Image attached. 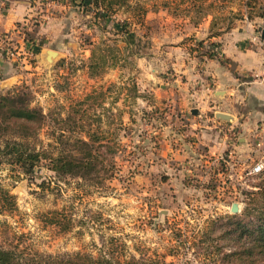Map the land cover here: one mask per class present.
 <instances>
[{
	"label": "rangeland",
	"instance_id": "1",
	"mask_svg": "<svg viewBox=\"0 0 264 264\" xmlns=\"http://www.w3.org/2000/svg\"><path fill=\"white\" fill-rule=\"evenodd\" d=\"M239 4L76 0L64 55L0 96L23 92L46 116L30 148L93 165L58 175L45 159L28 174L0 163V249L25 264H243L241 241L264 218V133L225 130L218 157L193 145L197 112L179 107L172 68L178 45L202 57L174 34L207 16L214 33L231 28ZM163 141L185 156L161 157Z\"/></svg>",
	"mask_w": 264,
	"mask_h": 264
},
{
	"label": "crops",
	"instance_id": "2",
	"mask_svg": "<svg viewBox=\"0 0 264 264\" xmlns=\"http://www.w3.org/2000/svg\"><path fill=\"white\" fill-rule=\"evenodd\" d=\"M36 1L0 0V90L27 78L40 66L45 68L41 57L46 50H54L60 57L64 55L61 49L74 29L68 17L80 10L76 0H43L45 4L40 8ZM236 1L241 7L239 10L230 7V10L241 12V16L234 19L230 29L214 33L212 17L207 16L202 24L173 35L176 45L186 37L212 44L206 46L214 52L211 59L186 58L182 46L178 45L172 68L177 76L174 81L178 87L179 107L185 114L197 112L199 118L194 117L192 125L194 128L200 126V132L189 130L192 143L206 148V153L214 157L221 156L228 147L225 134H222L225 130L248 129L264 133V16L248 20L244 0ZM31 18H38L40 25L25 26L27 34L23 40L19 26L26 19L32 23ZM29 36L34 51L27 62L21 50ZM7 46L16 49L21 57L10 58L5 50ZM217 113L229 115L231 119L220 120L216 118ZM176 150L169 149L167 141H163L160 156L169 152L175 157L185 156Z\"/></svg>",
	"mask_w": 264,
	"mask_h": 264
},
{
	"label": "trees",
	"instance_id": "3",
	"mask_svg": "<svg viewBox=\"0 0 264 264\" xmlns=\"http://www.w3.org/2000/svg\"><path fill=\"white\" fill-rule=\"evenodd\" d=\"M259 0H246L243 5L246 7V18L252 19L257 15L255 12L256 4ZM84 3V0H82ZM40 25L38 18L32 22V28ZM230 29V27L228 28ZM225 29V30H228ZM34 46L33 41L28 40ZM188 45V51L197 52L202 57L211 59L214 53L206 46L211 47L212 44L207 41H195L192 37L185 39ZM32 46V50L34 51ZM180 46H183L182 44ZM32 63V61H31ZM46 116L38 109L31 108L27 95L23 92L10 93L0 96V163L6 161L12 166L19 169L21 173L28 174L32 170L41 165L42 159L48 161L47 166L51 171L58 175L62 174H85L86 170L92 167L93 162L91 159L74 160L65 157H47L46 152L43 150H35L28 146L29 138H32L42 128ZM83 176V175H82ZM264 195V192H262ZM257 194V193H256ZM258 195H260L258 193ZM261 213H259V216ZM253 224L256 234L251 239L241 241V252L237 254L236 261L243 264L255 263L258 258L264 255V218H259ZM245 228V227H243ZM231 257L228 255L227 258ZM0 264H25L15 260L12 253L0 249Z\"/></svg>",
	"mask_w": 264,
	"mask_h": 264
},
{
	"label": "built area",
	"instance_id": "4",
	"mask_svg": "<svg viewBox=\"0 0 264 264\" xmlns=\"http://www.w3.org/2000/svg\"><path fill=\"white\" fill-rule=\"evenodd\" d=\"M246 1V0H244ZM37 6H39V8L41 6H44V1L43 0H37ZM32 21H34L35 18H31ZM25 26H32V23H31V20L28 21V19L24 20V22L22 23V26L20 25L19 27H21V29H18L21 36L23 37V40L24 38L26 39V30L23 29ZM6 43V42H5ZM32 43H30L28 40H25V45L23 46L22 48V53H23V57L25 58V61L29 62L30 61V58L32 57L33 53H32ZM5 50L7 51L8 55L10 58H13V57H18L20 58V54H18V51L15 49H10L8 46L5 47ZM260 170V167L259 166H256L253 168V171L255 172H258Z\"/></svg>",
	"mask_w": 264,
	"mask_h": 264
},
{
	"label": "water",
	"instance_id": "5",
	"mask_svg": "<svg viewBox=\"0 0 264 264\" xmlns=\"http://www.w3.org/2000/svg\"><path fill=\"white\" fill-rule=\"evenodd\" d=\"M43 54L44 55L41 57V60L44 63L45 68L50 71L54 66L55 62L57 61V59L60 58L61 55L54 50H46ZM216 118L223 121H228L231 119L229 115L223 113H217ZM231 211L232 212L237 211V206L235 204L232 205Z\"/></svg>",
	"mask_w": 264,
	"mask_h": 264
}]
</instances>
